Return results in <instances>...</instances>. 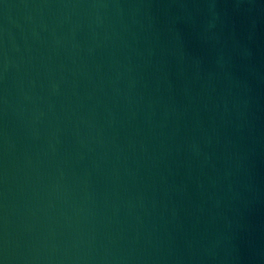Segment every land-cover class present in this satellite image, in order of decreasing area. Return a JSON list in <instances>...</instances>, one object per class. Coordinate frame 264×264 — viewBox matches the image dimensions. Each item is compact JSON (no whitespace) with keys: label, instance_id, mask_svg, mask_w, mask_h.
Returning a JSON list of instances; mask_svg holds the SVG:
<instances>
[{"label":"water","instance_id":"water-1","mask_svg":"<svg viewBox=\"0 0 264 264\" xmlns=\"http://www.w3.org/2000/svg\"><path fill=\"white\" fill-rule=\"evenodd\" d=\"M0 264H264V0H0Z\"/></svg>","mask_w":264,"mask_h":264}]
</instances>
